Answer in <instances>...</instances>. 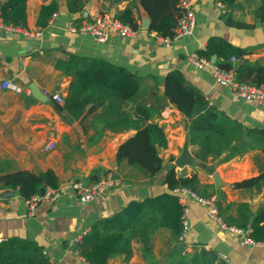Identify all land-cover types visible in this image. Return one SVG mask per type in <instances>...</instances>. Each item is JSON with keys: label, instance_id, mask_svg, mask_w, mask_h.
I'll use <instances>...</instances> for the list:
<instances>
[{"label": "crops", "instance_id": "crops-1", "mask_svg": "<svg viewBox=\"0 0 264 264\" xmlns=\"http://www.w3.org/2000/svg\"><path fill=\"white\" fill-rule=\"evenodd\" d=\"M51 1L26 0L25 26H9L0 21V83L6 78L21 88L16 91L0 85V176L19 169H51L57 176L61 195L56 200H39L30 212L18 188L0 187V240L10 236L27 238L40 247L47 262L88 264L71 250V243L95 220L114 214L130 200L167 190L163 177L170 164L178 175L195 172L200 187L214 196L219 188L223 192L220 196L222 207L228 202L234 204L227 213L235 214L239 202H246L252 214L264 210V181L259 186L235 184L259 174L264 168L260 148L226 161L219 162L212 157L199 160L193 152L196 145L187 139L186 118L171 102L165 100L163 106L154 107L149 119L162 125L166 136V145L158 147L164 167L150 178L142 169L126 161L116 162L119 144L136 130L128 126L130 121L138 119L133 101L117 100L116 106L109 108L107 96L105 103L97 107L90 99L78 117L71 116L62 107L73 79L63 67L71 55H76L124 66L134 72L140 77L141 85L135 99L141 103L144 102L145 85L150 89L156 80V98L162 100L163 76L170 70H179L211 105L244 127L264 129V107L255 100L235 95L229 85L216 82L208 68L198 67L190 59L209 36L220 35L246 48L244 57L250 62L264 63V21L256 12L259 0H236L224 11L217 9L216 0H194L192 33L173 39L168 45L154 31L141 26L149 17L139 0H81L83 8L77 12L67 9L66 0H56L58 10L46 25L40 26L37 24L39 9ZM125 7L132 9L139 22L136 37L111 34L98 40L67 26L69 20H78L83 9L114 16ZM31 83L39 89L42 98L33 95L29 88ZM55 92L62 96V102L52 97ZM51 141L55 145L47 149ZM186 142L188 151L201 165L174 163ZM106 170H111L119 183L93 200L80 201L70 183L73 180L89 183ZM213 172L219 176V185L212 177ZM45 188V184H41L37 193L43 194ZM185 204L187 229L177 249L187 248L189 252L195 246H203L220 256L225 255L228 264H264V243L243 244L239 234L222 228L208 215L206 206L190 197ZM169 241V230L160 228L153 235L148 253L134 241L132 255L127 261L116 255L109 257L107 264H163L172 253Z\"/></svg>", "mask_w": 264, "mask_h": 264}, {"label": "trees", "instance_id": "trees-1", "mask_svg": "<svg viewBox=\"0 0 264 264\" xmlns=\"http://www.w3.org/2000/svg\"><path fill=\"white\" fill-rule=\"evenodd\" d=\"M225 7L233 6L236 0H219ZM180 0H139L150 20L148 30L160 36H172L173 28L182 13ZM67 9L77 12L83 8L81 0H66ZM58 10V2L53 0L41 5L37 24L44 26ZM226 10V9H225ZM257 15L264 21V0H259ZM115 18L139 28V22L130 7L116 12ZM77 19V18H76ZM75 22L78 23V20ZM0 21L9 26L26 25V0H4L0 3ZM240 25L247 26L240 22ZM246 48L237 46L220 35H211L205 45L196 50L198 56L210 59L216 56L215 64L225 70H232L239 82L264 85V63H253L244 57ZM234 56L239 61H233ZM75 66V67H74ZM63 71L73 79L62 107L71 116L78 117L85 110L88 100L93 106H116L118 101H133L138 112V119L130 121L128 126L135 132L122 141L116 151V162L128 164L143 170L149 178L159 173L164 167V160L158 154V147L166 145V136L162 125L149 121L154 107L163 106L165 100L174 104L186 118L187 139L196 145L194 155L202 161L208 157L226 161L247 151L260 148L264 155V129L244 127L238 120L231 118L224 111L211 105L205 95L189 83L179 70H170L162 78V100L156 98L157 80L148 89L144 87V102L135 99L140 89V77L124 66L103 60L71 55ZM156 87V88H155ZM147 102H149L147 104ZM142 121V124H141ZM0 187L18 188L24 198H30L39 192L41 184L58 186L56 174L51 169L29 171L19 169L0 176ZM264 181V168L259 174L236 182L237 186H259ZM163 183L167 190L157 194L127 202L114 214L95 220L90 228L75 242L74 248L88 264H107L111 256H121L127 261L133 252V242L140 243L143 252L150 250L155 232L166 228L170 233L171 255L163 264H228L217 252L203 246H195L191 251L177 249L179 235L183 231V205L176 187H186L200 196H211L206 188H201L197 174L178 175L173 164L166 169ZM218 188L215 201L219 214L227 225L249 228L248 236L264 243V210L252 214L246 202H239L235 214L227 213L234 205L226 203L223 207ZM47 257L33 241L10 236L0 240V264H45Z\"/></svg>", "mask_w": 264, "mask_h": 264}, {"label": "built area", "instance_id": "built-area-1", "mask_svg": "<svg viewBox=\"0 0 264 264\" xmlns=\"http://www.w3.org/2000/svg\"><path fill=\"white\" fill-rule=\"evenodd\" d=\"M193 1L194 0H180L179 5L182 8V13L179 16L176 25L173 28L172 36H158V38L168 45L171 40L178 39L182 37H186L192 33L194 24H195V14L193 10ZM216 7L220 11L225 10V5L216 0ZM55 14V13H53ZM79 22L76 23L74 19L69 20L68 28L77 31L81 34H87L95 37L98 40H104L111 34H116L122 37H136L139 35V28L135 29L130 24L123 22L122 20L115 18L113 15L108 13H95L88 9H83L79 14ZM154 33V32H153ZM157 35V34H156ZM191 61L198 67L208 68L212 73L214 79L219 84L229 85L234 92L235 95L248 99L255 100L259 105L264 107V85H253L250 83L239 82L235 79L234 73L232 70H225L220 68L215 63H210V59H206L205 57L198 56L195 53L190 55ZM231 59L234 61L236 57L232 56ZM2 88H10L16 91H20L21 88L14 81L10 79H2L0 83ZM52 97L58 101L62 102V96L59 93H53ZM55 142L51 141L47 144L46 148L54 147ZM119 178L113 174L111 170L103 171L99 174V176L89 183H84L80 180H73L70 183V186L73 192L76 194L77 198L82 202H87L93 200L98 195L107 191L110 187L117 185L119 183ZM45 191L43 194L35 193L30 198H27L28 209L30 212L33 211L37 202L39 200H56L60 197V190L57 187H52L50 185H45ZM178 195L179 201L183 205V214H182V224L183 231L179 235V240L183 241L185 238V232L187 229V221L185 218L186 214V198L190 197L198 201L200 204H203L207 207L208 215L216 220L219 225L227 229L231 232H235L241 236V242L243 244H251L254 245L257 242L251 237L248 236L249 228H239L233 225H227L223 220L221 215L219 214V209L217 203L215 201V196H200L195 191L190 190L186 187H176L173 189ZM74 240L70 248L71 250L77 253V250L74 248L75 242L78 240ZM187 248H185L182 252H186ZM220 256V255H219ZM226 261H229L225 255L220 256ZM46 264H54L52 262H47Z\"/></svg>", "mask_w": 264, "mask_h": 264}, {"label": "water", "instance_id": "water-1", "mask_svg": "<svg viewBox=\"0 0 264 264\" xmlns=\"http://www.w3.org/2000/svg\"><path fill=\"white\" fill-rule=\"evenodd\" d=\"M142 27L144 28H148L150 26V20L145 19L144 21H142L141 24ZM215 55H212L210 58V63H214L215 62ZM30 90L32 91L34 96L40 97L42 98L43 96L41 95L39 89L34 85V84H30L29 85ZM174 163L178 166H184V165H192V164H199L201 165V162L199 160H197L190 151H188L187 149V142L184 144V148L183 151L181 153V155L176 158L174 160ZM212 177L214 178L215 182L217 185L220 184V179L219 176L217 175L216 172H213Z\"/></svg>", "mask_w": 264, "mask_h": 264}]
</instances>
